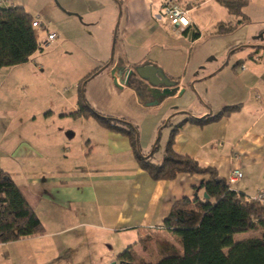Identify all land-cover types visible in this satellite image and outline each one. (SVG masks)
Here are the masks:
<instances>
[{
	"label": "crops",
	"instance_id": "obj_1",
	"mask_svg": "<svg viewBox=\"0 0 264 264\" xmlns=\"http://www.w3.org/2000/svg\"><path fill=\"white\" fill-rule=\"evenodd\" d=\"M6 1L4 8L21 6L31 14L22 2ZM166 1L46 0L40 4L38 14L31 15L44 23V31L58 35L48 47L49 55L70 45L78 58L69 91L61 90L63 78L54 84L50 81L44 95L48 102L41 107L36 108L38 100L23 107L18 104V97L27 101L35 96L29 93V78L47 83L45 70L32 64L37 53L21 66L0 69V167L38 216L41 207L63 208L62 219L55 215L52 222L54 228H63L56 235L63 233L58 263L62 259L63 264L117 263V256L149 230L163 227L176 201L196 194L205 199V190L195 189L210 179L189 174L170 181L153 179L139 166L128 137L94 117H72L79 111L81 87L97 112L138 127L142 154L152 163H161L178 127L175 153L213 168L226 183L231 171L239 169L243 178L230 185L232 190L247 198L264 193V0H249L243 10L247 21L229 34L217 33L218 25H236L241 19L219 0H171L190 11L191 26L186 30L172 26L164 16ZM50 23H63V31ZM142 66L162 70L176 82L177 93L155 104L153 96H140L134 87L115 83L111 74L116 67ZM21 70L29 72L28 78L13 79L14 71ZM6 79L7 89L2 85ZM232 107L238 109L218 121L183 124L189 117H216ZM38 123L43 129L26 134L28 127ZM34 140L41 145L34 147ZM44 154L48 162L37 171L33 161ZM234 154L241 159L234 160ZM161 233L171 241L168 232ZM45 235L0 244V258L9 262L21 254L28 260L33 256L32 244L45 243ZM46 247L40 264L51 261ZM140 249L136 247L138 253Z\"/></svg>",
	"mask_w": 264,
	"mask_h": 264
},
{
	"label": "trees",
	"instance_id": "obj_2",
	"mask_svg": "<svg viewBox=\"0 0 264 264\" xmlns=\"http://www.w3.org/2000/svg\"><path fill=\"white\" fill-rule=\"evenodd\" d=\"M219 3L241 20L236 25L219 24L217 33L229 34L247 21L243 10L249 0H219ZM34 20L24 7L0 8V69L21 66L37 52L44 51L37 35L39 28L33 26ZM198 36L194 35L195 38ZM80 98L79 111L72 117H94L104 127L128 137L139 166L153 179L170 181L180 174L210 176L208 182L195 189L196 192L204 189L209 199H202L196 194L193 199L176 201L163 227L149 230L140 241L117 256V264H264V203L232 190L226 181L218 178L213 168L202 167L193 158L175 153L173 144L178 127L168 141L163 160L154 164L150 157L142 154L137 126L97 112L86 100L84 87H81ZM237 109L225 108L216 117H189L183 124L205 125ZM162 230L168 232L171 241L163 236ZM257 230L262 231L261 237L241 242L234 240L238 234ZM45 234L44 224L19 186L0 167V244ZM155 245L157 255L153 262L140 257L136 251V247L140 246L146 253H152Z\"/></svg>",
	"mask_w": 264,
	"mask_h": 264
},
{
	"label": "rangeland",
	"instance_id": "obj_3",
	"mask_svg": "<svg viewBox=\"0 0 264 264\" xmlns=\"http://www.w3.org/2000/svg\"><path fill=\"white\" fill-rule=\"evenodd\" d=\"M13 1L16 4H20L22 2V4H24L25 6H27V8L29 10H31L30 12L33 16H36L38 14V12L36 11L38 6L40 4H42L43 2H46V0H13ZM50 26H51V28H56V29L58 28V29L63 31V23H61V24L50 23ZM69 28L71 29L70 26H69ZM69 28L67 30H69ZM56 31H58V30H56ZM58 33H59V31H58ZM37 35H38L39 42H41V41L46 39L47 32L44 31L42 28L37 29ZM47 48L44 49V53L42 55H39L40 52H37V54L32 59L33 66H36L38 69L42 68L43 70H45L44 77L47 79V83L44 85L37 79L29 78L27 80V83H29V81H30L29 93L35 94V96L30 95V99H28L27 101H25V98L23 96L18 97V104L20 105V107H23V106L27 105L30 101L33 102L35 100L39 101V105H37L36 108L41 107L44 103L48 102V101L45 102V100H44L45 96L44 95H45V91L48 90V88H49L48 86H49L50 81L52 84H54V80H57V79L59 80V78H63V80H62L63 81V87L61 90L62 91H65V90L69 91V89H70V83H71L70 78L73 75L72 69L74 68L75 64L78 63V58H75V56L72 54L70 45L69 46L65 45V46L57 49L56 51H54L50 55H49L50 49L48 48L49 49L48 50ZM38 56H42L41 58H43V60L36 59ZM28 73L29 72L22 71V70L20 72L14 71V75L12 78L16 79V80H20V79H23V77H25L24 75H26V77L28 78V76H27ZM60 81H61V79H60ZM7 82H9L7 79L4 80V83L2 84L4 88L7 87ZM60 88H61V86L59 85V89ZM35 89H37V92H35L36 91ZM21 90L25 91L24 88H21ZM74 119L78 120L79 118H74ZM41 129H43L42 125L38 123V124L34 125V127L33 126L28 127L26 130V134H28V131L33 132V131H37V130H41ZM168 133L165 134V136L162 140V143H161L162 147H164L166 144V137H167ZM20 134L18 132H16V135H18V137L20 136ZM38 135L39 134H37V139L41 137ZM78 139H79V137L76 138L77 142H78ZM32 143L35 147V145L39 142H36L34 140V141H32ZM39 145H41V143H39ZM63 153H64V148H63ZM157 154H158V152L156 153V155ZM63 155H61V158H63ZM40 157H41V159H38V160L36 159L33 161V166L35 167V169L37 171L44 169L47 162H48V160H45V159H47V156L45 154L40 156ZM50 163L53 164L54 162H50ZM48 170H50V168H48ZM55 195L57 197L61 196L60 194H55ZM39 215H40L39 216L40 220L43 222V224L46 228L47 237H45V239H43V242H45V243L39 242V243L32 244L31 251H32L33 256L31 258H29L28 260H25L27 256L19 254L18 256H14V259L9 260V262L4 261V259H2V257H1L0 258V264H40V262L43 263L44 260H41V258H42V250H43V248H45V246H47L46 248H49V250L51 252L50 253L51 261L49 260V262H46L44 264H48V263L49 264H63V259L59 261L60 263L56 262L57 259L59 258L58 253L63 250V233L59 234V236H56V235L63 228L58 230L59 228H54V226H56V225L53 224L55 219H56L55 215H59V219H62L60 217L63 216V208L53 209L52 207H49V206H45L44 208L41 207L39 209ZM51 227H53V229H51ZM261 236H262V231L257 230L254 232L238 234L234 237V240L236 242H241V241H245L247 239L258 238ZM156 248H157V246L155 245V247L153 249L154 257H153V251H152V253L148 252L146 254L141 249H140L141 254L139 253L140 255L139 254L138 255L140 257L147 259L150 262H153L155 260V254L157 255V249ZM37 250H39V251H37Z\"/></svg>",
	"mask_w": 264,
	"mask_h": 264
},
{
	"label": "water",
	"instance_id": "obj_4",
	"mask_svg": "<svg viewBox=\"0 0 264 264\" xmlns=\"http://www.w3.org/2000/svg\"><path fill=\"white\" fill-rule=\"evenodd\" d=\"M111 74L115 83L134 87L140 96L146 94L153 96L156 100L155 104L173 96L178 91L176 83L167 78L162 70L155 66H142L134 70L116 67ZM204 198L209 199V196L205 194Z\"/></svg>",
	"mask_w": 264,
	"mask_h": 264
},
{
	"label": "built area",
	"instance_id": "obj_5",
	"mask_svg": "<svg viewBox=\"0 0 264 264\" xmlns=\"http://www.w3.org/2000/svg\"><path fill=\"white\" fill-rule=\"evenodd\" d=\"M6 2V0H0V8L5 7ZM189 12L190 11L188 9L181 7V5L171 0L166 1L163 6V14L169 20L170 24L174 27L180 28L181 30H186L191 26ZM33 26L35 28L45 27L44 23L39 18L34 20ZM46 32V39L40 42V47L42 49L49 47L50 44H52L58 38V35L56 33L50 32L48 30H46ZM245 68L246 67L243 66V69ZM233 158L234 160L238 161L241 159V156L239 154H234ZM242 178L243 173L239 169L234 168L231 171L227 182L229 185H233L240 181ZM252 200L264 203V193H260L254 196Z\"/></svg>",
	"mask_w": 264,
	"mask_h": 264
}]
</instances>
